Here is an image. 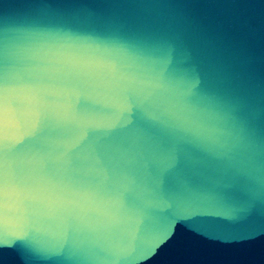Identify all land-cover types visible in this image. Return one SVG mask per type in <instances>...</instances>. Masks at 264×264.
I'll return each mask as SVG.
<instances>
[{
  "label": "water",
  "instance_id": "obj_1",
  "mask_svg": "<svg viewBox=\"0 0 264 264\" xmlns=\"http://www.w3.org/2000/svg\"><path fill=\"white\" fill-rule=\"evenodd\" d=\"M0 264H264V0H0Z\"/></svg>",
  "mask_w": 264,
  "mask_h": 264
}]
</instances>
